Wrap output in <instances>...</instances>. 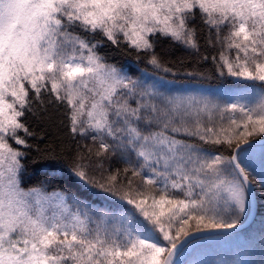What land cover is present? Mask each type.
Wrapping results in <instances>:
<instances>
[{"label":"snow or ice","instance_id":"snow-or-ice-1","mask_svg":"<svg viewBox=\"0 0 264 264\" xmlns=\"http://www.w3.org/2000/svg\"><path fill=\"white\" fill-rule=\"evenodd\" d=\"M172 48L212 71H181ZM197 78L235 83L222 99ZM50 132L67 151L34 143ZM255 187L264 0H0V264H182Z\"/></svg>","mask_w":264,"mask_h":264},{"label":"trees","instance_id":"trees-1","mask_svg":"<svg viewBox=\"0 0 264 264\" xmlns=\"http://www.w3.org/2000/svg\"><path fill=\"white\" fill-rule=\"evenodd\" d=\"M167 48V45H164ZM102 53H106L112 62H116L124 65L126 68H129L135 74H139L140 71L146 68L144 63H138L135 61L134 57L126 56L123 53L114 51L111 47L105 46L101 49ZM169 61L176 63L177 67L180 68V61L183 62V68L181 71H204L211 72L212 65L210 62L205 63L199 61V58L190 55L180 49L172 48L167 52V57ZM147 71L150 73L152 71L151 66H147ZM183 79V77H181ZM191 79V78H189ZM235 82L230 80H221L218 78L214 79H205L200 80L197 78L193 81L192 84L188 85L189 87H205L208 89H224L225 93L229 92L233 88V84ZM226 98L222 97V99ZM34 143L38 144L41 149H44L46 146L49 147H62L67 151L69 145L67 143L61 144L59 140L56 139V136L53 132H50L49 135L44 140H36ZM33 155H35V150H33ZM255 159V175L257 179L260 176V157L259 154L254 158ZM46 161H40L38 164H33L32 159L29 158L27 162V166L31 171L33 168L39 172L41 170L46 169ZM67 186V185H65ZM75 190V189H73ZM256 199H257V213L254 222L245 228L243 231L239 233H228L221 234L219 238H233L234 244L231 247H220L215 250L213 256L208 255L207 252L203 253L201 259L196 262H193L195 258V252L189 255V257L185 258V262L183 264H217L220 257L225 260L232 262L236 256V253L239 255L245 256L247 259V264H264V193L260 191L259 187L254 188ZM89 195L92 202L97 204L98 206L108 207L110 210H120L119 205L111 200H101L98 197ZM250 212V206L247 209V212L244 217H242L241 223H243ZM239 236V238H238ZM236 239V240H235Z\"/></svg>","mask_w":264,"mask_h":264},{"label":"rangeland","instance_id":"rangeland-1","mask_svg":"<svg viewBox=\"0 0 264 264\" xmlns=\"http://www.w3.org/2000/svg\"><path fill=\"white\" fill-rule=\"evenodd\" d=\"M192 88H203V89L210 91V92L219 93L221 95V98L225 97V95H224L225 91L222 88H217V89H208L205 87H192ZM250 208H251V204H250ZM238 238H239V236H238ZM234 243L235 242H234L233 238H226V239L215 238V239L200 240V241L194 243L188 249H186L184 255L182 257H180L179 259L182 261V264H183L185 262V258L189 257L190 254H192L193 252L196 251L195 258L193 259V262H196L199 259H201V257L203 256V253L207 252L208 255L210 254L213 256L216 249H218L220 247H224V248L231 247ZM217 264H247V259L245 258V256L239 255L238 253H236V256L232 262H229L227 260H225V262H224L223 258L220 257Z\"/></svg>","mask_w":264,"mask_h":264},{"label":"water","instance_id":"water-1","mask_svg":"<svg viewBox=\"0 0 264 264\" xmlns=\"http://www.w3.org/2000/svg\"><path fill=\"white\" fill-rule=\"evenodd\" d=\"M253 192H254V188H253ZM256 212H257V201H256L255 192H254V196L252 197V212H251L249 218L244 223L239 225L235 230H230L229 232H238V231L246 228L247 226H249L254 221V219L256 217ZM201 235H207V234H201Z\"/></svg>","mask_w":264,"mask_h":264}]
</instances>
